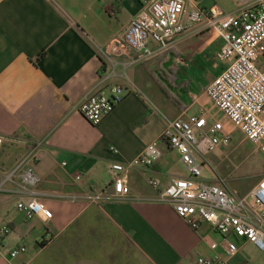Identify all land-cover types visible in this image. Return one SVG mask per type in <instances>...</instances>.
Returning <instances> with one entry per match:
<instances>
[{
	"label": "crops",
	"instance_id": "obj_1",
	"mask_svg": "<svg viewBox=\"0 0 264 264\" xmlns=\"http://www.w3.org/2000/svg\"><path fill=\"white\" fill-rule=\"evenodd\" d=\"M144 1L0 0V179L35 148V189L53 211L49 220L27 218L16 207L24 194L19 177L6 183L0 224L11 231L0 237V264H195L200 255L224 254L223 238L209 222L192 228L171 204L157 200L149 183L157 176L166 186L189 174L181 170L179 152L161 137L165 116L204 113L209 122L223 121L231 139L238 132L205 92L226 65L217 56L223 39L195 26L178 34L168 50L142 58L120 40ZM212 4L236 10L242 0L191 1ZM168 60L184 81L179 85L164 66ZM259 62L264 69V58ZM111 84L122 85L124 97L93 124L78 105L88 92ZM154 140L159 159L150 168H130L129 194L113 198L110 165L130 161ZM203 158L204 172L216 154ZM93 194L101 197L91 200ZM232 239L243 253L229 257L230 264H264V250ZM20 245L26 250L11 256Z\"/></svg>",
	"mask_w": 264,
	"mask_h": 264
},
{
	"label": "built area",
	"instance_id": "obj_2",
	"mask_svg": "<svg viewBox=\"0 0 264 264\" xmlns=\"http://www.w3.org/2000/svg\"><path fill=\"white\" fill-rule=\"evenodd\" d=\"M191 1L145 0L126 27L120 44L138 51L142 58H149L168 50L178 34L195 26L214 30L223 39L217 56L226 65L207 84L205 92L232 125L264 153V69L259 62L264 58V0H242L236 10H225L218 4L208 8L191 6ZM124 94L125 88L120 84L88 92L79 103L78 110L91 123L98 124L114 110ZM161 137L179 152L189 174L172 177L166 186L161 185L157 176H151L149 183L157 190V200L171 204L194 229L203 222H209L223 238L224 254L200 255L195 264H230L228 258L240 251L233 237L264 250L262 182L247 193L237 195L219 182L202 177L203 156L231 141V132L224 122H209L204 113L174 118L165 116ZM4 142L5 137L0 135V150ZM161 154L158 141L154 140L130 161L113 162L109 168V184L113 185L111 196H127L130 192L127 171L134 167L150 168ZM37 159V151L33 148L11 169L3 170L0 192L6 183H14L19 177L24 194L17 201V209L27 218L41 216L49 220L53 211L42 202L35 189L40 180L33 167ZM89 197L96 201L101 196L93 194ZM10 231L9 225L0 224V237ZM25 250L26 246L20 245L12 249L10 255L15 256ZM242 264L252 263L245 261Z\"/></svg>",
	"mask_w": 264,
	"mask_h": 264
},
{
	"label": "rangeland",
	"instance_id": "obj_3",
	"mask_svg": "<svg viewBox=\"0 0 264 264\" xmlns=\"http://www.w3.org/2000/svg\"><path fill=\"white\" fill-rule=\"evenodd\" d=\"M166 62L167 64H164V66L171 73V81L174 80L175 85L184 82L177 77V68L169 66L172 64L171 60ZM166 83H168L167 80ZM171 86L173 87V85ZM237 131L232 136L229 144L213 151L216 154L214 161H205V170L202 177L214 175L217 178L216 181L221 185L226 186L235 194L241 195L256 183L262 182L264 185V153L259 150L256 143L245 138L238 129ZM181 170H185L184 166ZM214 244L216 246L217 242L212 243V245ZM240 252L243 253L241 249Z\"/></svg>",
	"mask_w": 264,
	"mask_h": 264
},
{
	"label": "trees",
	"instance_id": "obj_4",
	"mask_svg": "<svg viewBox=\"0 0 264 264\" xmlns=\"http://www.w3.org/2000/svg\"><path fill=\"white\" fill-rule=\"evenodd\" d=\"M171 97H172V99L177 103V100H176V98L175 97H173L172 95H171Z\"/></svg>",
	"mask_w": 264,
	"mask_h": 264
}]
</instances>
